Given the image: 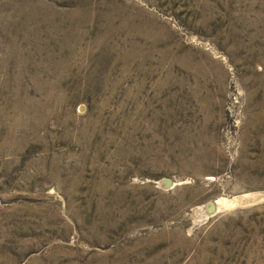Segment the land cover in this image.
<instances>
[{"label": "rangeland", "instance_id": "374dc122", "mask_svg": "<svg viewBox=\"0 0 264 264\" xmlns=\"http://www.w3.org/2000/svg\"><path fill=\"white\" fill-rule=\"evenodd\" d=\"M0 264H264V0H0Z\"/></svg>", "mask_w": 264, "mask_h": 264}, {"label": "bare ground", "instance_id": "6f19581e", "mask_svg": "<svg viewBox=\"0 0 264 264\" xmlns=\"http://www.w3.org/2000/svg\"><path fill=\"white\" fill-rule=\"evenodd\" d=\"M225 202H226V200H218V204H217V206L216 207H223L224 205H226V204H228V201L226 202V204H225ZM212 207V206H211Z\"/></svg>", "mask_w": 264, "mask_h": 264}, {"label": "water", "instance_id": "95a60500", "mask_svg": "<svg viewBox=\"0 0 264 264\" xmlns=\"http://www.w3.org/2000/svg\"><path fill=\"white\" fill-rule=\"evenodd\" d=\"M164 186H168L171 184V181L170 180H164L163 183H162Z\"/></svg>", "mask_w": 264, "mask_h": 264}]
</instances>
